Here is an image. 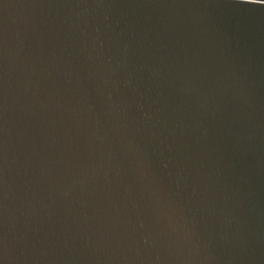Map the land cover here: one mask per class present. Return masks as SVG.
Masks as SVG:
<instances>
[{
	"label": "water",
	"instance_id": "water-1",
	"mask_svg": "<svg viewBox=\"0 0 264 264\" xmlns=\"http://www.w3.org/2000/svg\"><path fill=\"white\" fill-rule=\"evenodd\" d=\"M260 0H0V264H264Z\"/></svg>",
	"mask_w": 264,
	"mask_h": 264
},
{
	"label": "snow or ice",
	"instance_id": "snow-or-ice-1",
	"mask_svg": "<svg viewBox=\"0 0 264 264\" xmlns=\"http://www.w3.org/2000/svg\"><path fill=\"white\" fill-rule=\"evenodd\" d=\"M257 5H264V0H260V2L257 3Z\"/></svg>",
	"mask_w": 264,
	"mask_h": 264
}]
</instances>
